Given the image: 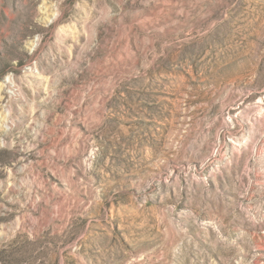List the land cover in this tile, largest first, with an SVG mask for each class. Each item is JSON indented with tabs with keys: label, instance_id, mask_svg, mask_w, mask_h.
<instances>
[{
	"label": "rangeland",
	"instance_id": "1",
	"mask_svg": "<svg viewBox=\"0 0 264 264\" xmlns=\"http://www.w3.org/2000/svg\"><path fill=\"white\" fill-rule=\"evenodd\" d=\"M0 264H264V0H0Z\"/></svg>",
	"mask_w": 264,
	"mask_h": 264
}]
</instances>
